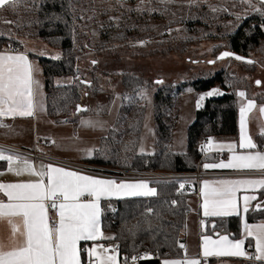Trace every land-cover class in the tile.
I'll return each instance as SVG.
<instances>
[{
	"label": "trees",
	"instance_id": "obj_1",
	"mask_svg": "<svg viewBox=\"0 0 264 264\" xmlns=\"http://www.w3.org/2000/svg\"><path fill=\"white\" fill-rule=\"evenodd\" d=\"M182 1L183 0H179ZM228 2V0H225ZM260 8L250 10L244 16L229 15L228 5L209 0L197 2L194 5H179L178 1L171 3V13L176 18L169 21L159 15L155 23L159 34L155 36L151 25H144L138 31L135 25L126 28V34L137 32L138 36L151 30L156 38H162L161 32L170 22L174 33L190 34L204 33L206 39L215 38V33H221L224 49L240 56L243 64L249 70H256L255 63H248L252 53L264 51V4L251 0ZM91 0H19L15 7L0 10V52L21 50L18 40L24 33L40 38L50 46L60 49L63 57L58 60L41 58L40 67L45 76L47 90L46 111L50 117L60 114L71 115L78 107H83L85 95L93 100L101 91L93 79L91 84L75 83L68 86H54L53 82L59 76H74L77 78V52L90 48L85 42L79 43V31L88 28V17L92 8H83ZM231 4V2L229 1ZM224 6L218 9V6ZM79 7H82L80 12ZM103 10V9H101ZM119 12L106 10L108 13ZM165 13V12H164ZM175 13V12H174ZM171 14V15H172ZM108 27L113 28L111 19ZM158 20V21H157ZM11 21L12 23H6ZM78 21L81 23L79 27ZM148 22L147 24H149ZM179 29H175V25ZM147 32V33H146ZM147 34V35H146ZM135 35V34H133ZM149 36V35H148ZM129 35L116 37L119 44L129 42ZM186 41H183V44ZM104 47V46H97ZM13 48V50H10ZM251 61V60H250ZM94 86V89L91 87ZM156 86L153 97V117L155 123V152L144 154L139 152L143 129L147 115V105L142 92ZM222 87L226 93L222 97L208 99L196 115L194 122L187 129V148L178 152L174 148V137L177 131L178 119L181 113L184 96L189 89L195 92H205L214 87ZM123 100L120 106L117 123L110 133L102 138L100 148L84 160L86 164L135 172L161 173H196L204 157L199 153V147L206 138L232 137L239 134V103L237 92L244 90L249 100L264 104V96L254 95L252 85L244 77L236 76L227 70H222L212 76L205 75L185 83H149L143 77L124 75L121 79ZM264 137L263 135L257 137ZM260 146V145H259ZM7 161H0V171L5 170ZM183 184V187H181ZM156 189L155 196L126 198L103 201L101 227L112 239L106 243H117L121 252L133 256L141 250H148L155 259H149L141 264H161L164 259L183 258L184 248H181L182 233L186 227L191 211L190 198L197 193V183L194 179L179 181H159L151 183ZM259 198L247 213L249 223L264 220V188L259 192ZM214 228L209 229V235H229L240 238L243 221L240 216L218 217L210 220ZM251 242V241H248ZM250 244V243H249ZM214 260L209 264H214ZM234 264H264L244 260H233Z\"/></svg>",
	"mask_w": 264,
	"mask_h": 264
},
{
	"label": "rangeland",
	"instance_id": "obj_2",
	"mask_svg": "<svg viewBox=\"0 0 264 264\" xmlns=\"http://www.w3.org/2000/svg\"><path fill=\"white\" fill-rule=\"evenodd\" d=\"M175 0H128V1H103L91 0L85 4L83 8H92L94 13L88 17L90 24L88 28L79 31L80 37L77 42H85L90 48L81 49L77 52V78L74 76H59L54 79V86H68L75 83L84 85L91 84L94 79L96 87L101 91L95 100L85 95L83 107H78L76 113H80L79 120L83 126L82 132L78 139H74L75 132L67 128H54L53 136L43 140L48 144H43L40 151L47 155H53L54 145L59 144V140L65 139V145L73 142L85 141L87 144L85 153L91 154L94 148H98L100 137L108 134L107 131L113 127L120 106L123 100V88L121 87V79L124 75H135L143 77L149 83L181 84L192 79H198L201 76H212L222 70L246 78L252 85V93L254 95L264 96V51L252 53L250 60L256 64V70H249L243 64L244 61L234 57H220L225 51L224 40L221 33H215V38L206 39L204 33L195 32L190 34H182L176 31L172 22L168 24L161 32L162 38H156L159 34L158 23H155L152 15L163 16L169 18V21L176 18V13L180 9L174 8L176 11L171 13V3ZM178 1L179 5H194L198 1L206 2L209 0H183ZM230 7L229 15L244 16L250 10L260 8L258 4L251 0H216ZM221 1V2H220ZM231 2V4L229 3ZM224 6L219 5L218 9ZM103 9V10H101ZM80 12L84 9L79 7ZM108 10H116L119 13H108L103 18V14ZM165 12V13H164ZM175 12V13H174ZM172 14V15H171ZM114 24L113 28H109V20ZM158 21V20H157ZM150 22L149 24H147ZM81 27L80 21H78ZM135 25L138 31H142L144 25H151L153 31L156 30L155 36L151 30L144 35L137 32L126 34V28ZM179 25H175V29H179ZM135 34V35H133ZM129 35V42L119 44L116 37ZM21 43L22 51L31 55L39 65L41 58L58 60L63 57L60 49L54 48L42 41L40 38L31 37L29 33H24L18 38ZM183 41H186L183 44ZM104 47H97V46ZM58 57V58H57ZM95 61V63H94ZM40 82L39 95L37 102L40 106L46 105L47 90L45 81ZM89 83V84H88ZM94 89V86L91 87ZM157 87L142 92L141 96L145 98L147 105V115L143 129L142 141L139 152L144 154H153L155 152V136H154V117H153V97ZM218 90L221 94L208 96L207 93ZM244 90H239L238 103L239 109L247 103L246 93L244 97L239 95ZM228 93L222 87H214L205 92H195L189 89L184 96L181 113L178 119L177 131L174 137V148L178 152H184L187 148V129L194 122L197 112L204 107L208 99L219 98ZM204 97L203 100L200 97ZM90 109V111L86 110ZM75 116V113H73ZM87 122V123H86ZM78 131V130H77ZM90 138L88 139V134ZM228 139H234L228 138ZM235 140V139H234ZM55 148V147H54ZM193 197L190 198V205ZM264 206V202L261 203ZM55 213V212H53ZM226 261V260H225ZM222 261L221 264H234L232 260Z\"/></svg>",
	"mask_w": 264,
	"mask_h": 264
},
{
	"label": "snow or ice",
	"instance_id": "obj_3",
	"mask_svg": "<svg viewBox=\"0 0 264 264\" xmlns=\"http://www.w3.org/2000/svg\"><path fill=\"white\" fill-rule=\"evenodd\" d=\"M19 0H0V10L6 7H15ZM6 23H12L6 21ZM232 55L224 52L220 57ZM58 58V57H57ZM236 59H242L237 56ZM252 63V61H247ZM95 63V61H94ZM34 68L27 55L0 53V128H8L3 123L4 117L32 116L36 109L34 97L39 94L40 82L34 79ZM162 83V81H158ZM221 94L218 90L207 93L208 96ZM241 97L245 96L240 92ZM201 100L204 97H200ZM255 108L252 101L241 106L240 128L241 149L254 150L257 145L245 132L247 114ZM264 113V107L259 109ZM87 123V122H86ZM227 147L235 152L236 145H214L211 141L204 148ZM0 161L9 163V172L17 176L27 173L38 176L36 182L27 183H0V192L7 197L8 202H0V217H19L24 231L23 242L9 251L0 245V264H81L78 244L80 241L100 239L101 197L112 196H155L156 189L149 187L148 182L135 183L115 180L96 179L80 175L74 171L52 165L41 166L37 171L33 164L18 156L6 154L0 149ZM21 163L23 166L13 168L11 165ZM204 168H233L249 169L264 172V152L249 151L246 154H234L229 163H205ZM45 178L47 182H45ZM218 186L210 187L204 182L202 195L205 216H228L237 213V191L241 188H264V179L257 180H222L215 182ZM183 187V184H181ZM84 196L92 197L89 202H81ZM244 212L248 211L247 203L255 197L244 196ZM51 200V207L58 209L59 221L50 226L45 201ZM247 235L254 237L256 255L248 256L243 245L244 240H229L228 236H221L218 240L211 237L203 239V256H238L246 259L264 261V224H245ZM13 231H19L14 225ZM112 239V237H108ZM181 248H185L183 244ZM110 249L104 248L98 252L97 248L89 250V256L95 255L97 264H117V256L108 255ZM133 262L137 257L131 258ZM127 264V261H125ZM164 264H200L199 259H177L164 261Z\"/></svg>",
	"mask_w": 264,
	"mask_h": 264
},
{
	"label": "crops",
	"instance_id": "obj_4",
	"mask_svg": "<svg viewBox=\"0 0 264 264\" xmlns=\"http://www.w3.org/2000/svg\"><path fill=\"white\" fill-rule=\"evenodd\" d=\"M4 54H19L23 53L27 55L29 61L32 63L34 68V79L39 80L43 79L45 81V76L43 73L42 67H40V63L37 66V63L32 58L31 55L27 54L22 50H18L16 52L13 51H5L0 52ZM39 95V94H38ZM36 95L34 97V102L36 104V109L32 116L22 117H4L3 123L7 124L8 128H0V149L5 150L6 154L18 156L22 159H26L30 163L33 164L34 168L39 171L41 166L52 165L53 167L63 168L66 171H74L80 175L90 176L96 179H106V180H115L117 183L120 182H127V183H135L139 181H146L149 184V187H152L151 183L153 181L147 178H135L134 176L128 174V172L134 171H122L118 169H109L104 167H97L93 165L86 164L84 162L85 159L91 157L96 149L98 150L102 143V138L108 135L111 129L117 123V117L114 122L113 127H110L107 131L108 134L102 135L100 137L99 146L98 148H94L91 154L85 153L87 144L85 141L80 142H73L72 144L65 145V139L62 141L59 140L58 145H54L53 147V155H47L44 152L40 151V147L43 144H48L47 141L43 140L47 139L49 136L53 135V130L55 128H67L72 129L75 132L74 139H78L80 133L82 132V124L79 120L80 115L74 116V114H60L57 117H50L47 115L46 105L40 106L37 102ZM249 101V99H247ZM247 101V102H248ZM255 104V108L252 109L251 112L247 114L246 123H245V132L246 134L252 139V141L257 145V149L248 150V149H241L239 147L240 140H241V128H240V112H239V134L237 136H232L234 139H228L232 137H216L210 138L214 145H228V144H235L237 147L235 152L230 151L227 147L223 148H212L208 149L205 148V156L204 160L200 166L201 173H209L211 176L203 177L200 179L199 185L197 186V193L193 196V201L191 206V211L189 213L186 227L182 233L181 239L182 244L185 246V256L183 258H174V259H164L161 261V264H164V261H171L177 259H199L200 264H209L210 261L214 260V264H221L222 261H229L232 260H244L250 261L244 257L238 256H203V239L205 237H211L213 240H218L221 236H228L229 240L236 241V240H244L243 248L247 255L249 256V247H251L252 252L256 255L255 249V239L252 236L247 235L244 230L245 224L248 225H260L264 224V220H260L259 222L249 223L246 219L248 211L253 207L254 203L260 197L259 192L263 188H244L241 187L237 193V213L228 216H205L204 209L202 207L204 202V197L202 195V189L204 187V182L208 181L210 187L218 186L215 182L222 181V180H230V181H237V180H257V179H264V172H260L258 170H249V169H233V168H204L205 163H229L232 161V156L234 154H246L249 151L255 152L260 151L264 152V137L259 138L257 141V137L263 135L264 136V113H261L259 109L264 107V104H257L254 100H250ZM247 104V103H246ZM90 111V109H86ZM240 110V109H239ZM119 112V111H118ZM78 130V131H77ZM88 134V133H87ZM90 135L88 134V139ZM260 145V146H259ZM58 161H63L68 163V165H62ZM13 168H19L23 165L21 163H16L11 165ZM9 163L7 162V167L5 170L0 171V183L2 184H13V183H27V182H36L39 177L28 175L27 173L17 176L14 172H9ZM45 182L47 179L45 178ZM154 188V187H152ZM255 197V199H251L247 203L248 211L244 212L245 202L243 197ZM137 197H149V196H123V197H116L112 196L109 198L101 197L100 200V207H101V215H100V232L102 236L100 239L97 240H89V241H80L78 244L79 255L81 264H97L95 255L89 256V250L92 248H97L98 252H102L104 249V244L108 239V235L105 234L101 227V219H102V202L103 201H111V200H120L126 198H137ZM92 197L84 196L81 198V202H89L91 201ZM0 202L7 203L8 199L2 192H0ZM47 205V201H45ZM47 216L48 222L50 226H53V222L56 224L59 221V214L58 210L52 216V222L49 217V207L47 208ZM231 216H240L243 221L242 231L240 238H232L229 235H209L203 233V229H205L206 222L210 221L213 218L218 217H231ZM16 225L19 228V231H13V226ZM214 228V227H213ZM212 228V229H213ZM24 231L22 226L21 219L19 217H0V245H3L5 251H9L14 247L19 246L24 237L21 233ZM251 241V242H248ZM250 243V244H249ZM88 244L89 247L83 250V246ZM86 246V245H85ZM84 246V247H85ZM109 255V254H108ZM225 261V262H226ZM253 263H264V261L255 260ZM118 264V258H117Z\"/></svg>",
	"mask_w": 264,
	"mask_h": 264
},
{
	"label": "built area",
	"instance_id": "obj_5",
	"mask_svg": "<svg viewBox=\"0 0 264 264\" xmlns=\"http://www.w3.org/2000/svg\"><path fill=\"white\" fill-rule=\"evenodd\" d=\"M10 50H13L11 48ZM209 138L204 139L202 142L201 146L199 147V153L204 157L205 154V148L204 145L208 144ZM62 165H68V163L63 162V161H58ZM128 174L134 176L135 178H147L153 182H159V181H179V180H185V179H194L197 183V186L199 185L200 179L203 177H207L208 175L211 176L209 173H201L200 171L194 172V173H161V172H128ZM52 201L48 200L47 205L49 207V217L52 222V216L54 215L53 212H57L58 209H55L51 207ZM53 225L56 223L53 222ZM206 228L203 229V233H206L209 229H212L214 227V223L211 221L206 222ZM86 245V246H85ZM83 246V250L87 249L89 247L88 244H85ZM104 248L110 249L107 254L109 255H115L118 258V264H125V261H127V264H141V262L149 260V259H155L157 256L153 255L150 251L148 250H141L138 253L134 254L133 256H128L127 254L121 252L120 246L117 243H105ZM249 256H254V252H252L251 247H249ZM132 257H137V260L133 262L131 259ZM251 261H255V259H248Z\"/></svg>",
	"mask_w": 264,
	"mask_h": 264
},
{
	"label": "water",
	"instance_id": "obj_6",
	"mask_svg": "<svg viewBox=\"0 0 264 264\" xmlns=\"http://www.w3.org/2000/svg\"><path fill=\"white\" fill-rule=\"evenodd\" d=\"M103 1H128V0H103ZM254 1H258V2H260V3H262V4H264V0H254ZM229 53H231V52H229ZM232 55H230V56H228V57H234V58H236L238 55H236V54H234V53H231ZM240 57V56H239ZM243 59V58H242ZM242 59H240V60H242ZM89 84V83H88Z\"/></svg>",
	"mask_w": 264,
	"mask_h": 264
}]
</instances>
